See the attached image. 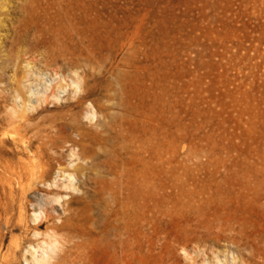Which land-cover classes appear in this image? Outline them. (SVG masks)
<instances>
[{
  "label": "rangeland",
  "instance_id": "1",
  "mask_svg": "<svg viewBox=\"0 0 264 264\" xmlns=\"http://www.w3.org/2000/svg\"><path fill=\"white\" fill-rule=\"evenodd\" d=\"M37 16L36 41L16 48L30 50L16 62L68 78L78 71L98 111V124L82 127L101 132L83 138L71 126L86 105L70 93L30 130L54 139L44 146L47 179L86 166L69 232L85 246L68 264H194L218 249L234 250L238 264H264V0H42ZM159 153L169 160L165 189H128L123 168ZM115 177L116 199L104 188ZM48 188L30 193L35 204ZM0 196L8 199L1 184ZM22 234L0 219L4 250Z\"/></svg>",
  "mask_w": 264,
  "mask_h": 264
},
{
  "label": "bare ground",
  "instance_id": "2",
  "mask_svg": "<svg viewBox=\"0 0 264 264\" xmlns=\"http://www.w3.org/2000/svg\"><path fill=\"white\" fill-rule=\"evenodd\" d=\"M41 2L0 0V127L1 123L8 126L0 137V184L4 194L8 195L5 201L0 196V219L5 220L10 231L23 229L26 232L13 236L6 250L1 243L0 264H16L14 261L20 254L25 264H68L79 256L85 246V242L75 240L69 232L77 226L73 202L80 190L78 181L85 173L86 166L79 163L74 168L60 169L58 176L63 177L61 182L58 176L47 179L48 163L44 159V146L54 139L49 134L34 137L30 135V130H40L46 121L43 112L50 104L61 103L63 97L70 93L76 105H86L82 117L72 111L71 126L76 127L83 138L97 139L101 133L99 130L82 127L83 119L98 124L96 99L90 98V82H85L78 71H75L76 77L68 78L62 68L48 71L31 64V61L21 67L16 62L23 52L30 51L21 47L16 52V48L36 41V36L31 37V32L37 30ZM12 12H19L22 17L9 19ZM10 64L14 66L12 78L16 83L11 91L5 83V70ZM7 143L14 144L13 149L7 148ZM16 155H19L18 158H15ZM72 155L81 158L75 150ZM167 162L169 160L161 153L156 160L137 159L131 162L132 165L124 167L119 176L123 177L125 186L135 193L149 194L156 189L164 190ZM181 168L180 163L175 165L176 180L182 177ZM111 170L113 174H118L113 166ZM89 179L95 182L99 180L96 176ZM119 181L115 177L113 184L104 186L115 199L118 193L115 184ZM40 184L48 185L49 190L45 192L44 201L35 204L30 193ZM30 203L35 208L31 214H27ZM4 237L1 234V238ZM185 252L191 260L192 255L187 250ZM238 255L234 250L218 249L214 250L212 260L204 259L201 263L195 259L192 261L194 264H238Z\"/></svg>",
  "mask_w": 264,
  "mask_h": 264
}]
</instances>
